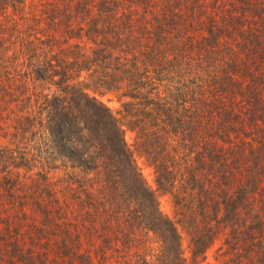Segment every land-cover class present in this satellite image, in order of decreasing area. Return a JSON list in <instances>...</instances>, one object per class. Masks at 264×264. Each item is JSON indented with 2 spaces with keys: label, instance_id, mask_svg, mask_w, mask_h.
<instances>
[{
  "label": "trees",
  "instance_id": "trees-1",
  "mask_svg": "<svg viewBox=\"0 0 264 264\" xmlns=\"http://www.w3.org/2000/svg\"><path fill=\"white\" fill-rule=\"evenodd\" d=\"M214 248L264 264V0H0V264Z\"/></svg>",
  "mask_w": 264,
  "mask_h": 264
},
{
  "label": "rangeland",
  "instance_id": "rangeland-1",
  "mask_svg": "<svg viewBox=\"0 0 264 264\" xmlns=\"http://www.w3.org/2000/svg\"><path fill=\"white\" fill-rule=\"evenodd\" d=\"M103 101L114 111L119 108V104L116 102H109L107 98H104ZM126 141L131 149L135 151V135L131 132H127L126 134ZM137 165L140 168L145 180L147 181L148 185L153 189L157 190L156 182H155V172L154 169L149 165L146 161L145 157H142L137 152L134 155ZM160 207L164 214L172 216L174 213L173 203L168 195H163L160 192H157ZM183 247L186 253V256L189 257V250H188V243L186 240L183 242ZM95 264H98V261H95ZM200 264H221L219 261L216 260V248L210 250L207 254V258L202 261Z\"/></svg>",
  "mask_w": 264,
  "mask_h": 264
}]
</instances>
